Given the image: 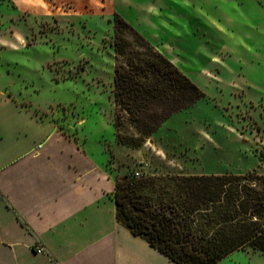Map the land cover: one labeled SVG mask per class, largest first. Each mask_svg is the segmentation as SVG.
<instances>
[{
	"label": "rangeland",
	"instance_id": "374dc122",
	"mask_svg": "<svg viewBox=\"0 0 264 264\" xmlns=\"http://www.w3.org/2000/svg\"><path fill=\"white\" fill-rule=\"evenodd\" d=\"M116 12L205 92L140 149L115 139ZM0 90L106 145L118 176L264 174V0H0ZM217 264H264V252Z\"/></svg>",
	"mask_w": 264,
	"mask_h": 264
},
{
	"label": "trees",
	"instance_id": "16d2710c",
	"mask_svg": "<svg viewBox=\"0 0 264 264\" xmlns=\"http://www.w3.org/2000/svg\"><path fill=\"white\" fill-rule=\"evenodd\" d=\"M114 24L113 127L142 148L174 114L205 97L195 81L121 13ZM117 220L178 264H217L233 252H264V174L116 176Z\"/></svg>",
	"mask_w": 264,
	"mask_h": 264
},
{
	"label": "crops",
	"instance_id": "0c3cea01",
	"mask_svg": "<svg viewBox=\"0 0 264 264\" xmlns=\"http://www.w3.org/2000/svg\"><path fill=\"white\" fill-rule=\"evenodd\" d=\"M116 176L106 145L0 90V264H178L117 220Z\"/></svg>",
	"mask_w": 264,
	"mask_h": 264
},
{
	"label": "built area",
	"instance_id": "2783aa9c",
	"mask_svg": "<svg viewBox=\"0 0 264 264\" xmlns=\"http://www.w3.org/2000/svg\"><path fill=\"white\" fill-rule=\"evenodd\" d=\"M137 175H139V173H137ZM38 252H45V248L42 246L38 247Z\"/></svg>",
	"mask_w": 264,
	"mask_h": 264
}]
</instances>
